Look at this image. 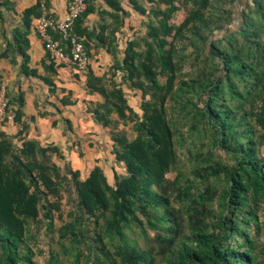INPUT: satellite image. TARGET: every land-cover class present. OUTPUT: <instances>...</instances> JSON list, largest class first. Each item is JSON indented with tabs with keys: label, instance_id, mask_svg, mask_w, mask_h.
Segmentation results:
<instances>
[{
	"label": "trees",
	"instance_id": "obj_1",
	"mask_svg": "<svg viewBox=\"0 0 264 264\" xmlns=\"http://www.w3.org/2000/svg\"><path fill=\"white\" fill-rule=\"evenodd\" d=\"M85 1L75 34L89 57L102 47L112 64L102 76L89 66L85 77L88 91L102 98L88 104L111 141L113 165L87 173L66 165L63 173L56 148L5 131L22 116L9 99L16 118L0 123V264H36L31 227L59 210L67 176L77 207L61 231L71 236L77 262L92 256L91 264H264V0ZM182 10L183 21L173 23ZM133 12L145 18L139 39L125 36ZM30 14L39 18L41 6L25 12L28 30ZM94 15L99 22L91 30ZM27 33L18 29L0 56L27 58ZM118 73L141 92V114L115 81ZM179 115L191 116L210 145L194 157L202 189L181 172L168 178L181 164ZM215 150L226 159L215 160Z\"/></svg>",
	"mask_w": 264,
	"mask_h": 264
},
{
	"label": "crops",
	"instance_id": "obj_2",
	"mask_svg": "<svg viewBox=\"0 0 264 264\" xmlns=\"http://www.w3.org/2000/svg\"><path fill=\"white\" fill-rule=\"evenodd\" d=\"M3 2L9 3L14 11H8L2 6ZM38 4L41 6V16L46 12L48 16L63 19L67 13V0H0V55L8 44L14 43L18 29L28 31L29 40L27 58L22 55L0 56V83L7 87L13 107L17 109L20 104L22 115L19 123H10L4 129L12 136L20 134V138H23L21 141L40 140L43 146L56 148L59 158L66 160L69 157L73 161L69 166H77L75 169L82 172L87 173L96 164L105 171L110 170L113 165L109 156L111 141L102 124L93 119L88 104L101 102L102 98L88 91L86 77L73 64L50 63L36 31L41 16L38 18L30 14L28 20L31 28L28 30L25 27V12ZM98 22L94 15L86 26L89 25L92 30ZM111 65L104 48L91 49L90 67L97 76L104 75ZM46 80L52 85L47 84ZM98 144L109 161L108 168L103 163L102 155H91L90 150L96 149ZM78 145L87 150L80 155L71 154L70 149ZM55 162L58 163L57 160ZM82 162H85L83 169L80 167Z\"/></svg>",
	"mask_w": 264,
	"mask_h": 264
},
{
	"label": "rangeland",
	"instance_id": "obj_3",
	"mask_svg": "<svg viewBox=\"0 0 264 264\" xmlns=\"http://www.w3.org/2000/svg\"><path fill=\"white\" fill-rule=\"evenodd\" d=\"M184 18L185 12L184 10H182L176 15L175 19L172 22L175 24H180ZM143 20H145V18L140 17L133 12L131 17L126 21L128 27L131 26L133 28V31L127 28L125 36H131L132 39H139L140 37H142L145 34V27L142 24ZM122 51L123 44H121L120 54H122ZM121 76L122 74L118 73L117 77L114 78L115 81L123 86L125 95L129 100L130 105L135 109V111L141 114V92L132 90L129 87V83L122 84ZM181 117L182 115L178 116V118L181 120V135L179 136V138L181 139L182 144L179 146L178 149L179 155L181 157V164L179 166V171H172L168 175V178H170V180H173L179 174V172H181L185 178L196 181V186L199 189H202V185L200 184V178L192 174L194 169L193 166L194 164H196V160L194 159H197L194 157H196L197 154L206 155L209 152L210 145L206 146V144H208V141H203L201 139L202 135L192 128L191 116L186 119L184 117H182V119ZM111 118L112 120H114V122L119 121L118 116L116 114H113ZM119 128H122V125H120ZM125 130L127 131L129 138H133L135 136L132 131L131 123L126 124ZM14 142L16 143V145L19 144V141L17 139H15ZM86 150V148L81 147V145H78L77 147H72L70 149V153L80 155V153L85 152ZM90 152L92 153L91 155H102V159H104V165L107 168L109 167V161L105 156H103V150L99 147V144L97 145L96 149H91ZM214 153V157H216L215 160H217L219 156H222L224 159H226L223 151L215 150ZM262 153L264 154V146L262 147ZM53 159L54 161H58V164L59 166H61L63 173L65 172L64 166L73 164V161L69 159V157H67L66 160L59 158V153L54 154ZM82 164L83 165L80 167H82L83 169L85 166V162H82ZM204 166H206V164H204ZM76 167L77 166H74L73 168ZM62 187L63 189L61 192V198L59 200L56 199V201L59 202L60 208L59 210H54L51 213V221L44 219L41 215L40 223L32 225L31 227V243L33 249L36 252V256L34 258L35 263L49 264L52 256H54L55 262L53 264H91L93 262L92 256L90 259L81 258L80 261L77 262L76 251L74 248L75 245L71 240V236L69 234H65L64 236H62L63 232L61 230L63 229L65 224L71 222L72 219L70 217V213L71 211L76 210L77 207V196L73 190V186L70 181V176H67V179L65 180ZM51 201H55V199L51 198ZM150 236H153V233H151ZM259 240H262V242H264V233L260 236ZM138 241L140 243V246H145L146 242L143 238H138ZM81 246L84 250V255L87 256L85 244L81 243Z\"/></svg>",
	"mask_w": 264,
	"mask_h": 264
},
{
	"label": "built area",
	"instance_id": "obj_4",
	"mask_svg": "<svg viewBox=\"0 0 264 264\" xmlns=\"http://www.w3.org/2000/svg\"><path fill=\"white\" fill-rule=\"evenodd\" d=\"M86 8L85 0H67V13L63 19L49 17L44 12L36 25L49 59L58 64H73L83 76L88 75L90 57L83 41L75 34V22ZM51 31L59 34L61 40L55 39ZM15 118L16 112L9 107L7 87L0 84V123Z\"/></svg>",
	"mask_w": 264,
	"mask_h": 264
}]
</instances>
